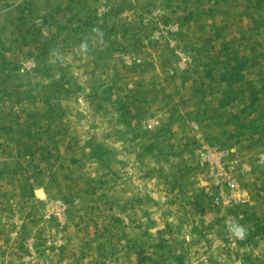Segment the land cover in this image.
I'll list each match as a JSON object with an SVG mask.
<instances>
[{"label": "rangeland", "instance_id": "rangeland-1", "mask_svg": "<svg viewBox=\"0 0 264 264\" xmlns=\"http://www.w3.org/2000/svg\"><path fill=\"white\" fill-rule=\"evenodd\" d=\"M0 264H264V0H0Z\"/></svg>", "mask_w": 264, "mask_h": 264}, {"label": "clouds", "instance_id": "clouds-1", "mask_svg": "<svg viewBox=\"0 0 264 264\" xmlns=\"http://www.w3.org/2000/svg\"><path fill=\"white\" fill-rule=\"evenodd\" d=\"M45 35H47V33H45ZM79 48L81 52L85 53L89 50V40L87 37L81 41ZM226 227L228 232L236 239L242 240L247 235L246 228L236 220L226 221Z\"/></svg>", "mask_w": 264, "mask_h": 264}]
</instances>
